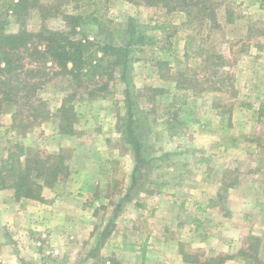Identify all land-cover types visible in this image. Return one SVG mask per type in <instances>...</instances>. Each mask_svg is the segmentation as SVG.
I'll return each instance as SVG.
<instances>
[{
    "label": "rangeland",
    "instance_id": "374dc122",
    "mask_svg": "<svg viewBox=\"0 0 264 264\" xmlns=\"http://www.w3.org/2000/svg\"><path fill=\"white\" fill-rule=\"evenodd\" d=\"M40 1H59V11L87 19L74 35L92 43L83 71L98 62L103 73L78 83L47 57L24 54L25 66L39 70L30 79L48 117L14 132L11 115L0 114V157L15 142L42 154L61 150L68 175L43 189H52L53 198L88 202L93 243H103L118 225L128 229L126 221L134 218L139 246L150 225L156 242L165 237L173 243L161 255L145 256V250L143 257L142 248H124L134 237L122 233L114 237L122 248H83L92 252L93 264H218L222 257L219 264H264V0H216L218 28L187 24L184 11L140 0ZM23 20L34 32L68 28L61 14L43 19L31 10ZM130 20L164 26L131 45L123 81L115 57L104 55L102 46H122ZM19 27L10 14L5 32ZM211 52L220 58L207 69ZM70 93L74 131L61 134L57 109ZM127 103L143 156L133 186ZM20 199L13 188L0 189V228L1 216L15 213ZM36 247L0 248V264L79 262H63L46 234Z\"/></svg>",
    "mask_w": 264,
    "mask_h": 264
},
{
    "label": "trees",
    "instance_id": "16d2710c",
    "mask_svg": "<svg viewBox=\"0 0 264 264\" xmlns=\"http://www.w3.org/2000/svg\"><path fill=\"white\" fill-rule=\"evenodd\" d=\"M148 5H161L166 12L175 10L184 11L187 24L196 23L201 27L208 23L210 28H218L219 22L216 18V0H140ZM59 1L43 3L40 0H0V114L11 115L10 129L21 132L33 126L37 120L48 117V109L44 101L36 98V84L30 78L36 76L39 70L33 66H25L24 54L36 57L45 56L61 70L70 74L79 83L82 76L98 73L102 67L98 62L90 65L86 71L83 68L87 56L85 51L91 41L89 39L76 38L75 31L86 22L81 14L64 13L58 10ZM31 10H36L44 19L62 15L67 25L66 30H51L40 27L38 31H30L23 26L24 18ZM16 17L20 23L17 32H5L7 17ZM163 24H151L138 22L134 24L131 20L126 27L125 42L122 46L105 44L102 52L105 55L115 57L116 65L120 66L119 78L126 79L128 70V55L130 47L135 43H143L145 34ZM202 48L198 53L203 54ZM216 61H212V58ZM220 55L211 52L204 58L205 68L212 69L217 66ZM33 59V58H32ZM36 61V60H33ZM100 61V59H99ZM88 62V60H87ZM89 63V62H88ZM97 63V64H96ZM215 72V70H213ZM99 73H103L99 71ZM75 96L68 94L57 109L59 118L58 130L61 134L73 133V122L75 112L69 101ZM127 102H129L127 100ZM126 137L134 153L135 164L131 173V185L136 181V173L139 171L143 156L141 144L135 135L133 128V112L131 105L127 103ZM0 157V189L13 188L17 199L41 198L43 187H51L54 183L68 175L66 157L60 150L58 153L42 154L36 149H25L19 142H15L5 150ZM224 260H219L218 264ZM208 264H210L209 261ZM204 264H207V263Z\"/></svg>",
    "mask_w": 264,
    "mask_h": 264
},
{
    "label": "crops",
    "instance_id": "0c3cea01",
    "mask_svg": "<svg viewBox=\"0 0 264 264\" xmlns=\"http://www.w3.org/2000/svg\"><path fill=\"white\" fill-rule=\"evenodd\" d=\"M51 191L50 188L43 189L42 201L20 199L15 213L1 216L3 226L0 231L3 232H0V248H37V237L46 234L52 248H59L61 251L63 262L75 263L78 260L81 264H93L92 252L90 255L84 254L83 248H115V245L119 244L114 243V237H122V233L134 237V240H131L124 248H142L143 257L145 250V256L150 257L151 252L155 251L161 255L165 248H169V245L173 247L172 241L170 239L167 241L165 237L160 241H155L154 225H150L151 228L146 229L145 236L139 246L137 236L141 232H138L137 218L126 221L130 224L128 229L120 230L118 225L104 239L103 243H93V237H90L93 228L88 227L92 211L89 212V207H84V204L86 205L88 202L83 200L77 204L73 199L53 198L50 197ZM119 221H121L120 218L116 220V224ZM152 222L150 220V224ZM120 225L122 226V224ZM117 248H122V245L120 244ZM145 260H147L146 257ZM23 263L28 264L26 261Z\"/></svg>",
    "mask_w": 264,
    "mask_h": 264
},
{
    "label": "built area",
    "instance_id": "2783aa9c",
    "mask_svg": "<svg viewBox=\"0 0 264 264\" xmlns=\"http://www.w3.org/2000/svg\"><path fill=\"white\" fill-rule=\"evenodd\" d=\"M105 264H110V262L109 261H106V263Z\"/></svg>",
    "mask_w": 264,
    "mask_h": 264
}]
</instances>
